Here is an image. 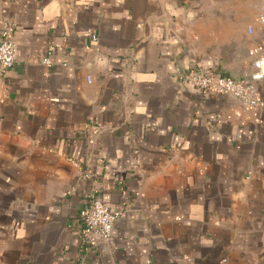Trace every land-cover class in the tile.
Here are the masks:
<instances>
[{"label": "crops", "instance_id": "crops-1", "mask_svg": "<svg viewBox=\"0 0 264 264\" xmlns=\"http://www.w3.org/2000/svg\"><path fill=\"white\" fill-rule=\"evenodd\" d=\"M260 2L0 0L17 46L0 79V264H264V105L187 81L253 72ZM92 189L122 213L109 247L85 242Z\"/></svg>", "mask_w": 264, "mask_h": 264}, {"label": "built area", "instance_id": "built-area-1", "mask_svg": "<svg viewBox=\"0 0 264 264\" xmlns=\"http://www.w3.org/2000/svg\"><path fill=\"white\" fill-rule=\"evenodd\" d=\"M258 21L264 27V0H261L258 5ZM14 30L15 24L3 23L0 35V79L16 62L17 46L12 40ZM92 39L98 41V35L93 33ZM257 51L254 49L250 53L253 55ZM43 62L48 64L49 58H44ZM262 79H264V55L255 60L253 72L241 79L212 70L197 69L187 75V81L198 92L231 96L247 109L264 105L258 88V81ZM91 80V76H88V81L91 82ZM90 197L89 206L81 211L85 242L95 248L101 245L109 247L113 227L122 213L120 210H113L107 202L96 195L94 189L91 190Z\"/></svg>", "mask_w": 264, "mask_h": 264}]
</instances>
